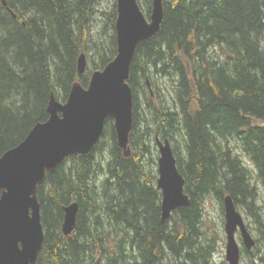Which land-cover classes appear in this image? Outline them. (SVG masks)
<instances>
[{"label":"trees","instance_id":"obj_1","mask_svg":"<svg viewBox=\"0 0 264 264\" xmlns=\"http://www.w3.org/2000/svg\"><path fill=\"white\" fill-rule=\"evenodd\" d=\"M4 1L0 157L48 119L52 93L65 102L75 81L88 86V72L78 75L81 52L100 58L92 69H103L117 54L116 5L104 42L93 32L99 0ZM138 2L150 16L153 0ZM163 5L159 33L138 46L131 65L132 154L124 156L108 120L90 154L71 156L47 173L38 189L45 241L37 264H213L217 248L204 231L205 203L217 201L224 215L227 195L253 219L264 248V208L251 170L234 150L264 183V0ZM156 137L172 144L191 200L165 223L150 150ZM75 202L77 224L65 236V208ZM260 260L264 264V253Z\"/></svg>","mask_w":264,"mask_h":264},{"label":"water","instance_id":"obj_2","mask_svg":"<svg viewBox=\"0 0 264 264\" xmlns=\"http://www.w3.org/2000/svg\"><path fill=\"white\" fill-rule=\"evenodd\" d=\"M116 9V57L103 70L91 73L87 88L75 81L65 103L52 93L47 107L49 118L37 123L22 142L0 157V264H37L45 241L38 189L46 174L55 172L66 158L90 154L102 138L108 119L114 122L124 155L129 157L132 153L131 65L138 46L159 33L164 5L163 0H153L150 19L138 0H117ZM77 69L79 76L86 73L85 53L79 55ZM157 145V187L162 191L161 220L165 223L173 211L188 207L191 201L184 193L185 179L178 170L170 142L158 139ZM224 209L226 260L240 264L236 232L241 231L247 249H252L255 241L231 196L224 198ZM78 211L76 202L65 208V236L73 233Z\"/></svg>","mask_w":264,"mask_h":264},{"label":"rangeland","instance_id":"obj_3","mask_svg":"<svg viewBox=\"0 0 264 264\" xmlns=\"http://www.w3.org/2000/svg\"><path fill=\"white\" fill-rule=\"evenodd\" d=\"M117 0H99L97 2L96 6V13L94 16V21H93V32H94V38H101L104 42H107L108 40V15L112 12L114 6L116 5ZM116 10V7H115ZM117 12V11H116ZM145 14V12H144ZM146 15V14H145ZM147 19L149 16H147ZM108 24V25H107ZM84 53L87 54V51H84ZM100 61L99 57H96V54L90 53V56L88 57V68L89 70L88 75L90 76L91 72L94 70L92 69V66L94 63ZM92 70V71H90ZM159 78H165V77H159ZM165 79L161 80L163 82ZM154 99V105L159 106L158 104V99L156 96H153ZM151 156H154L157 162V156L159 155V150L156 145L155 140L151 141ZM230 144L234 147L235 142L231 140ZM185 148V142L184 139L181 137L179 142L177 143V150L179 152H182ZM235 152H237L242 158L246 166L251 170L252 176H253V184L254 186L257 187V191L259 194V203L261 206L264 208V183L262 181H259L255 179L256 177V169L253 166V164L250 162V160L243 155V153L238 149L237 146L234 147ZM105 153L108 154V147L105 148ZM184 155V154H183ZM183 155H180L182 157ZM154 168L156 167V164L153 166ZM204 204V203H203ZM241 214L244 217V220L249 227V230L255 240H261V235H260V230L254 225L253 219L249 218L244 210H239ZM225 218L223 215V212L220 209V205L217 201L212 200L208 201L205 203V223H204V231L206 232V235L210 238L216 241V251L215 255L213 256V264H227L226 262V235L224 232L225 228ZM238 242L240 246L242 247V244L240 243V239L238 236ZM256 247V248H255ZM252 250V253L247 254L244 253L242 254L241 258V264H261L259 261V258H263V253H264V248L261 242L259 241L257 243V246H255Z\"/></svg>","mask_w":264,"mask_h":264},{"label":"bare ground","instance_id":"obj_4","mask_svg":"<svg viewBox=\"0 0 264 264\" xmlns=\"http://www.w3.org/2000/svg\"><path fill=\"white\" fill-rule=\"evenodd\" d=\"M159 138V137H158Z\"/></svg>","mask_w":264,"mask_h":264}]
</instances>
